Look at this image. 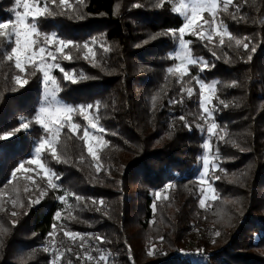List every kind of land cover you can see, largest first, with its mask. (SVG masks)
<instances>
[{
    "label": "trees",
    "instance_id": "obj_1",
    "mask_svg": "<svg viewBox=\"0 0 264 264\" xmlns=\"http://www.w3.org/2000/svg\"><path fill=\"white\" fill-rule=\"evenodd\" d=\"M16 5L0 0V22H15ZM175 9V0H50L51 15L28 18L39 42L53 33L73 41L54 52L59 67L51 75L80 128L73 134L65 125L58 137L66 162L42 152L47 176L31 163L49 135L34 120L42 71L17 69L8 59L15 37H0V264H51L57 250L60 264H264V0H233L227 11L221 2L213 28L223 22L220 30L233 37L224 44L209 27L211 41L185 34L206 66L187 65L183 76L175 71L183 25ZM200 82L215 86L211 117L201 107ZM89 105L107 141L98 158L83 138L89 124L80 109ZM21 123L29 127L16 131ZM7 132L13 135L5 139ZM204 143L216 165L206 174L216 199L201 206ZM67 231L81 234L83 247Z\"/></svg>",
    "mask_w": 264,
    "mask_h": 264
},
{
    "label": "snow or ice",
    "instance_id": "obj_2",
    "mask_svg": "<svg viewBox=\"0 0 264 264\" xmlns=\"http://www.w3.org/2000/svg\"><path fill=\"white\" fill-rule=\"evenodd\" d=\"M17 4H21L24 8L23 13L21 12H16V20L13 23L12 21H9L7 23L4 22H0V37H4V36H14L15 37V44L16 47L12 48V53L15 55V66L17 69H20L21 71L24 70L25 65L21 63L20 57H21V48H23L25 51H31L33 45H35L37 43V41L35 39H33L34 36H39L40 33L37 29L36 23H28V18L32 17L34 20L38 17H42L45 14L47 15H51L52 13L48 12V5L50 0H44V7H40L39 6V2L38 0H35L34 3L30 4L28 2V0H16ZM67 2V0H60L61 4H65ZM163 2L164 0H160V6H163ZM221 2L223 4V10L227 11L229 5L233 4V0H193V3L191 4L190 7V15H188L187 17V22L185 24H183V26L178 30L179 33V41H180V46H181V53L179 54V59L181 61V63L177 66V68L175 69L176 72H179L181 74V76L187 74L188 72V67L187 65H192V64H197L200 63L201 66V71L204 70V67L206 66V62H204L202 59H197V58H193L190 50H189V41L184 40V35L186 33V31L190 28H192L193 24L199 19L201 18L202 13L204 12H208L210 14H212V21H208V20H204L203 23L208 25L209 29H212L215 35H218L220 37V43L224 44V36L225 35H229L230 39H233V37H231V35L229 33H227L226 28L224 30H220V27H222L223 22H221L220 26H217L216 28H213V25L215 24V17L216 14L218 12V10H220V5ZM138 6V5H137ZM237 8V11H239V5H234ZM188 9V5H182L181 8H177L175 9V11L180 12L182 10ZM233 19H236L235 16H233ZM9 27H11L10 32L6 31L7 29H9ZM173 35H176V31L172 32ZM194 35H198L199 38L201 40L207 39L209 41L212 40L213 35L212 33H209L208 35L205 34V32L201 31V32H194ZM23 40V44H21V41ZM44 43L45 44H58L60 45L59 47L56 48V51L58 53H63L64 49L66 47H68L69 45H73V41L68 40L65 41L63 39H56V34L53 33L51 36H45L44 37ZM236 45H240L242 43L241 40L237 39L235 41ZM245 49L248 48L247 44L243 45ZM83 47L85 49H87V53L88 54H92L93 53V49L91 47H89L88 43H85L83 45ZM46 48L45 47H40L38 49V53L35 51L31 52V55L34 57L37 54H43L45 53ZM252 51H255V48L252 49ZM48 56H51L53 59H55V56L53 55V53L51 51L48 52ZM65 59H70L71 57L68 55L64 56ZM87 58V54L86 57ZM251 57H249L250 59ZM9 60L12 59V56L10 55L8 57ZM41 65H42V70L44 71V78L46 81H51V83L55 86L56 81L53 77H51L49 75V72L47 71L48 68L50 67H59L58 64H45L43 57L41 60ZM170 72L173 71V69H169ZM66 79H71L70 76H67L66 74ZM16 82L18 84H25L27 83L26 80H21V78L19 76H17L16 78ZM200 88H201V107L203 109V111L205 113L208 114L209 117L212 116V111L210 110V108L207 106L211 103L212 100V96L215 93V86L214 85H206L202 82H200ZM188 91V95L191 96L193 94V91L191 88L187 89ZM57 92H58V88L53 87L51 89H47L46 90V103L49 105L47 107H41L39 109V115L36 117V122L38 124H40L43 129L45 130L46 133L49 134L50 138L49 139H41L39 140L38 146L35 148V156L36 159H33L31 161L32 164H38L40 166V168H45V165L43 163H41L40 157L41 154L44 150L48 149L50 150V155L52 156L53 159H55L57 162H66V161H61L57 155V140L58 137L61 133V131L64 129L65 125L68 126L69 131L73 134H78L80 125L72 123L71 121V115L70 113H72L75 109L71 106H67V105H62L60 104V102L57 100ZM220 103H224L223 101H220ZM227 106V105H225ZM92 106H86V108H81L80 111L82 114H84L87 109H90ZM54 117H63V122H61V119L56 118L54 119ZM85 119L88 120V124L90 126L91 129L96 130L98 129V124L96 122H94L93 119H89L88 116L85 115ZM181 119H183V117H181ZM29 127V125L27 123H21L20 128H18L16 131H19L21 129H27ZM217 127V125L215 123L211 124V126L208 128L209 133H211L213 131V129H215ZM99 131L103 132L104 129L103 128H99ZM13 135V133L11 132H7L4 134L3 138H10ZM83 138L85 139V141H90L92 139V133H90L88 128H85L83 131ZM221 139H223V137H221ZM104 144H107V141L104 142ZM207 147V145H206ZM87 151L92 155V157L94 158H98L97 157V152L93 149L92 144L89 142L87 144ZM22 167V166H21ZM203 167H204V172L205 174L208 172V167H209V161L207 158H204L203 160ZM49 172H51L50 169H45V174L47 175ZM217 179H219V177H217ZM201 183H205V180L203 177H201ZM48 184L51 188L55 189L57 188V184L53 183V180L51 178V176H49L48 179ZM214 193V189L212 188L211 184H208V188L206 190V192L204 193V198L200 200V204L201 206L205 205V201L209 199V195L211 194V200H215L216 196L213 194ZM61 200H64V197H60ZM77 199H82L80 197H77ZM96 201L93 200V203H95ZM100 203H103L102 201H100ZM99 210V209H97ZM57 216H59V213H57ZM67 237L71 238L73 240V242H75L78 238L80 239L81 243H80V247H83V240L84 237L81 236V234L76 233V232H72V231H67L64 233ZM217 236L220 235L219 232L216 233ZM97 240H100L101 242H103V237H94ZM163 239V238H161ZM67 251H71V249H67ZM151 254V253H149ZM61 255L62 253H59V250H57V252L53 253V259L51 264H60V259H61ZM88 260H92L93 257L92 256H87ZM101 260L104 259L103 256L100 257Z\"/></svg>",
    "mask_w": 264,
    "mask_h": 264
},
{
    "label": "rangeland",
    "instance_id": "obj_3",
    "mask_svg": "<svg viewBox=\"0 0 264 264\" xmlns=\"http://www.w3.org/2000/svg\"><path fill=\"white\" fill-rule=\"evenodd\" d=\"M176 1V8H181L182 5H188V9H185V10H182L180 11L181 13V16L183 18V24H185L187 22V17L188 15H190V7H191V4L193 3V0H175ZM28 2L30 4L34 3L35 0H28ZM24 11V8L22 6V3L21 4H17L16 5V12H21L23 13ZM16 14V13H15ZM212 16V14H211ZM204 20H208V21H212L210 19H208L207 17H205V14L202 13L201 15V18H199L192 26V28L188 29L186 31L185 34L187 33H191V32H195V31H203L205 32L207 29H208V25L204 24L203 21ZM183 26V25H182ZM214 27V25H213ZM177 36L179 38V33L177 31ZM185 36V35H184ZM33 39H35L37 41V43L35 45H33L32 47V50L31 51H25L23 48H21V57H20V60H21V63L22 64H35L37 65V67L40 68V70L42 71V74H43V92H42V99L40 101V105H39V108H38V111L37 113L35 114V118L34 120L36 121V117L39 115V109L41 107H47L49 106L47 103H46V90L47 89H51L53 87H55L51 81H46L45 78H44V71L42 70V65H41V60H42V57H43V60H44V63L45 64H54V59L51 57V56H48V52L51 51L53 53V55L55 56L54 52L56 51V46H54V44H45V43H42L39 42V40L37 39V37H33ZM185 40V39H184ZM21 44H23V40L21 41ZM60 46V45H59ZM57 46V47H59ZM16 47V45L14 46ZM40 47H45L46 48V51L45 53L43 54H37L35 55L34 57L31 55V52L32 51H35L38 53V49ZM190 50V49H189ZM182 49H181V46H180V41H179V44L177 46V51L175 52V59L176 60V65H175V69L177 68V66L181 63L180 59H179V54L181 53ZM12 57L14 58V61H15V55L12 53ZM52 69L53 67H50L47 69V71L49 72V75L52 77L51 75V72H52ZM179 75H181L179 72H178ZM207 85H213L212 83L211 84H207ZM201 89V88H200ZM201 93V91H200ZM57 100L60 102V104L62 105H67V106H70L66 103H64L63 101H61L60 99L57 98ZM200 102H201V95H200ZM210 110H211V103L209 105H207ZM72 107V106H71ZM82 108H86V107H82ZM212 111V110H211ZM213 113V112H212ZM71 115V113H70ZM85 115L88 116L89 119H93L92 116H91V113L89 111V109H87V111L85 112ZM213 115V114H212ZM56 118H59L61 119V122H63V117H54V119ZM95 122V121H94ZM40 125V124H39ZM41 126V125H40ZM99 128L100 126L98 125V129L96 130H93L90 128L89 126V131L90 133H92V139L90 141H86V144H88L89 142L92 144V147L93 149L97 152V150L104 144V141H103V138H102V135H101V131H99ZM50 136L48 135L47 137H44L42 139H49ZM206 143H204V155H203V159H202V163H201V168L197 174V179L201 182V177L204 178L205 180V183H203V186H204V191H203V194H202V199L204 198V193L206 192L207 188H208V181H207V178H206V174L204 172V167H203V160L204 158H207L208 161H209V168H215L216 165L214 163H211L210 161V151H208V148H206ZM208 146V145H207ZM33 159H36V156L34 155L32 160ZM42 163V161H41ZM37 166V168L42 172L43 175L47 176L45 174V168H40V166L38 164H35ZM166 188L167 187H164V188H160V189H156V191L153 192V198L156 200L157 198H163L165 196V193H166ZM209 198H211V194L209 195Z\"/></svg>",
    "mask_w": 264,
    "mask_h": 264
}]
</instances>
